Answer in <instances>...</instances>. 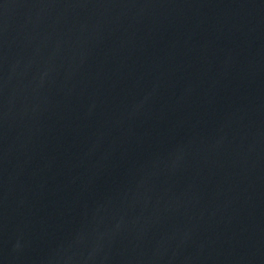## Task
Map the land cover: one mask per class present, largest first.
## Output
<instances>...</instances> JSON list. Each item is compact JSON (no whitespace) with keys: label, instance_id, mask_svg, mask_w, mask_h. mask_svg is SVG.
<instances>
[{"label":"water","instance_id":"1","mask_svg":"<svg viewBox=\"0 0 264 264\" xmlns=\"http://www.w3.org/2000/svg\"><path fill=\"white\" fill-rule=\"evenodd\" d=\"M0 264H264V0H0Z\"/></svg>","mask_w":264,"mask_h":264}]
</instances>
